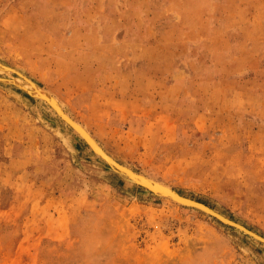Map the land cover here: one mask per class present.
I'll return each mask as SVG.
<instances>
[{
	"label": "rangeland",
	"instance_id": "rangeland-1",
	"mask_svg": "<svg viewBox=\"0 0 264 264\" xmlns=\"http://www.w3.org/2000/svg\"><path fill=\"white\" fill-rule=\"evenodd\" d=\"M0 63L151 184L264 236V0H0ZM20 78L0 71V264H264Z\"/></svg>",
	"mask_w": 264,
	"mask_h": 264
},
{
	"label": "water",
	"instance_id": "water-1",
	"mask_svg": "<svg viewBox=\"0 0 264 264\" xmlns=\"http://www.w3.org/2000/svg\"><path fill=\"white\" fill-rule=\"evenodd\" d=\"M0 67H5L4 65H2L0 63ZM7 68V67H5ZM11 70V69H10ZM12 72H15L16 74H18V76L26 79L27 77H25L24 75H22L21 73H19L18 71H15V70H11ZM6 81V80H4ZM27 90V89H26ZM27 92L33 96H36V93L34 91H30V90H27ZM43 98H45L49 103H51L52 107L54 108V110L60 115L62 116L67 122H69L73 128L75 130H77L79 133L81 132L86 138H87V141L89 142V144L91 145V149L96 153V154H99L102 156L103 160H106L108 162V165L111 166L112 168H114L116 171L120 172L121 174L127 176L129 179L133 180L134 182H136L137 184L147 188L148 190H150L151 192H154V193H158V194H162V195H166V196H169V197H172L174 198L175 200L179 201V202H182L184 203L185 205L187 206H190V207H193V208H196V209H199L215 218H217L218 220H220L221 222L233 227V228H236L237 230H240L244 233H246L247 235L253 237L254 239L262 242L264 244V236L252 231L251 229H249L248 227L242 225L241 223H238L236 222L235 220H232L230 219L229 217L227 216H224L222 215L221 213H219L218 211H216L215 209H213L212 207L206 205L205 203L203 202H200V201H197V200H194L192 198H189V197H186V196H183L181 195L180 193L174 191V190H162V186H158L160 187V189H157V188H153L152 186H157V185H153L151 184L147 179H145L143 176H140L142 177V179H145L150 186L144 184V183H141L139 182V180H134L132 178H130L128 175L124 174L123 172H126L128 173L129 175H131V177L133 178H137L138 176L135 175L133 172H131L130 170H128L127 168H125L122 164L116 162L115 160H113L109 155H107L103 149H101V147H99V145L96 143V141L94 139H92L88 133H86L77 123H75V121H73L72 119H70L68 116H66L67 113H65L53 100L51 101L49 96L47 95H42ZM38 97V96H37ZM138 174V173H137Z\"/></svg>",
	"mask_w": 264,
	"mask_h": 264
},
{
	"label": "bare ground",
	"instance_id": "bare-ground-1",
	"mask_svg": "<svg viewBox=\"0 0 264 264\" xmlns=\"http://www.w3.org/2000/svg\"><path fill=\"white\" fill-rule=\"evenodd\" d=\"M2 65H4V64H2ZM5 67H7V68H5V67H0V71H5L6 73H9V75L12 73V74H16L15 72H12L11 70H15V69H13V68H11V67H9V66H6V65H4ZM11 69V70H10ZM16 71V70H15ZM26 77V76H25ZM6 79V78H5ZM4 79V80H5ZM20 79H22V82L24 83H22L23 84V87L25 88L24 90H30V91H34L35 93H36V96H38L39 98H41L43 101H45L48 105H52L51 103H49L45 98H43V96L42 95H50V94H47L46 92H44V90H42L40 87H38L30 78H27L28 80H26V79H24V78H20ZM9 80V79H8ZM13 80V79H12ZM15 80V79H14ZM17 80V79H16ZM15 80V81H16ZM11 81V80H10ZM6 82V81H5ZM16 83H18L19 84V81L17 82L16 81ZM21 85V84H20ZM26 90V91H27ZM51 97V96H50ZM51 98H53V97H51ZM40 99V100H41ZM51 101L52 100H55V99H50ZM58 101V100H57ZM56 103H58V102H56ZM59 106V105H58ZM60 107V106H59ZM66 116H68L70 119H72L73 121H75L70 115H68V114H66ZM61 118L71 127V128H73V126L69 123V122H67L62 116H61ZM75 123H77L86 133H88V135L92 138V139H94L95 141H96V139L94 138V136H92V134L89 132V130L86 128V127H84L83 125H81L79 122H77V121H75ZM74 129V128H73ZM75 130V129H74ZM77 133H78V135L81 137V138H83V140H85L86 141V143L90 146V148H91V145L89 144V142L87 141V138L80 132H78L77 130H75ZM96 143L99 145V147H101V149H103L102 148V146H100V144L96 141ZM103 151L107 154V155H109L104 149H103ZM100 158H102V156L101 155H99V154H97ZM113 160H115L116 162H118L116 159H114L111 155H109ZM103 159V158H102ZM107 164H108V162L106 161V160H104ZM118 163H120V162H118ZM120 164H122V163H120ZM123 165V164H122ZM125 168H127L128 170H130L131 172H133L135 175H137L138 177L137 178H133V177H131V175H129L128 173H126V172H123L124 174H126V175H128L130 178H132V179H134V180H139V182H141V183H144V184H146V185H148V186H150L149 185V183L145 180V179H142V177L139 175V174H137L134 170H132L131 168H129V167H127V166H125V165H123ZM155 185H157V184H155ZM153 188H157V189H160V187H158V186H152ZM165 189H167V190H172L170 187H162V190H165ZM164 196H166V195H164ZM167 197H169V196H167ZM170 199L169 200H174V201H176V202H178V203H181V204H184V203H182V202H179V201H177V200H175L174 198H172V197H169ZM177 204V203H176ZM185 205V204H184ZM223 215V214H222ZM225 216V215H224Z\"/></svg>",
	"mask_w": 264,
	"mask_h": 264
}]
</instances>
